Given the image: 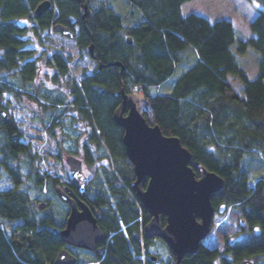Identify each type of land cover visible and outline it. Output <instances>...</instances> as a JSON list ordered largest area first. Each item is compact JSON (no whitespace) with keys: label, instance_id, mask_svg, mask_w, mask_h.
I'll list each match as a JSON object with an SVG mask.
<instances>
[{"label":"trees","instance_id":"obj_1","mask_svg":"<svg viewBox=\"0 0 264 264\" xmlns=\"http://www.w3.org/2000/svg\"><path fill=\"white\" fill-rule=\"evenodd\" d=\"M42 1L0 0V96L9 92L21 102L26 95L42 104L44 111L56 109L57 103H40L41 96L28 91L41 74V60L33 57L35 49L27 45V31L40 37L61 23L75 32L81 54L91 57L93 44L91 58L97 65L81 82L82 89L72 86L73 104L92 126L90 139L95 138L99 146L105 142L126 167L121 179L116 173L106 178L117 208L111 210L103 196L98 198V221L106 238L95 252L93 264H142L141 249L152 243L144 234L151 216L131 195L136 176L126 155L124 129L114 120L116 109L123 107V92L135 95L136 88L143 103L138 108L147 122L158 124L166 135L177 136L190 150L196 177L205 167L224 179L221 190L212 197L215 211L223 213L237 206L242 213L240 227L245 238L226 239L222 252L201 243L198 252L184 255L180 264H239L244 259L263 258L264 176L252 183L244 163L248 156H257L264 163V9L259 8L250 24L254 37L237 41L236 28L228 19L211 22L196 13L183 15L182 5L191 0H127L130 24L105 0H51V7L37 17L34 11ZM260 1L264 7V0ZM21 20L33 24L21 25ZM235 43L240 54L249 48L260 54L257 78L249 79L238 66L232 49ZM187 50L195 54L194 66L171 93H152L153 87L163 84L185 61ZM48 62L55 67L56 78L69 74L68 58L60 52H54ZM11 71L17 74L19 86L4 79L3 73ZM230 75L242 81L243 94L228 81ZM57 122L53 118L45 123L52 136ZM22 137L16 122L6 124L0 116V167L17 185L0 190V216L17 222L8 232L0 225V264H54L57 253L68 248L55 232L64 228L67 215H59L46 203L45 215L39 216L35 200L19 185L24 178L39 190L47 186L55 190L62 183L40 173V157ZM84 149L89 159L87 144ZM162 221L166 223L164 215ZM160 241L172 254L171 264H176L175 254Z\"/></svg>","mask_w":264,"mask_h":264},{"label":"rangeland","instance_id":"obj_2","mask_svg":"<svg viewBox=\"0 0 264 264\" xmlns=\"http://www.w3.org/2000/svg\"><path fill=\"white\" fill-rule=\"evenodd\" d=\"M99 1V0H97ZM110 6L119 12L125 18V23L130 24L128 18L130 6L127 0H105ZM259 8H263L260 0H196L191 6L184 8V14L196 13L205 16L211 21L228 19L232 21L236 28L237 41H247L254 37L250 29V24L259 13ZM190 12V13H189ZM27 21V23H25ZM22 24H33L29 20H21ZM78 31V28H77ZM28 40V46L35 49L34 58L41 60V74L35 84L28 87L31 93L37 92L41 96L40 103L47 105H56L54 112L44 111L36 100L30 99L26 95L22 101H18L9 92H4L0 105L6 109L23 132L21 141L30 144L34 153L40 158L38 160V169L40 173L50 175L59 180L62 185L70 182V170L65 162L69 154L78 156L84 163V169L90 177V193H109L106 178L113 177L114 173L121 177V171H124L125 163L119 157H114L110 148L102 142L99 146L92 136V126L89 120L74 107L71 88L77 84L80 89L81 82L86 76L92 74L97 63L88 54H81L77 39L68 38L56 30H46L39 37L34 31L29 30L24 36ZM233 52L236 56V62L242 68L249 79L253 80L259 75L260 54L253 48H249L244 54L237 52V43L233 46ZM60 52L65 58H68L69 74L67 76L56 78V69L49 64V58L54 52ZM1 54V52H0ZM196 62L195 54L191 50L185 53V61L177 65L173 75L169 77L160 86L152 88L154 94L171 93L178 80L192 67ZM4 79L14 81L18 86L17 74L14 71L4 72ZM228 81L236 88L240 94L244 93V86L239 78L232 75L228 76ZM135 97L138 106L141 107V91L135 89ZM53 114L57 116L54 117ZM57 119L55 126V136L45 129V123ZM98 134V128L95 130ZM1 141V140H0ZM90 148V158L85 154L84 146ZM22 159V158H21ZM257 159V161H255ZM245 168L248 171L251 182L256 178L264 176V163L258 160L256 156H248L245 159ZM17 186L10 178L4 168L0 167V190L10 189ZM19 188L29 192L35 200L36 208L39 203H48L59 215H67L68 205L64 203L52 187L47 186L42 190L33 186L31 180L24 178ZM46 199V200H44ZM38 215H45L44 209H38ZM221 211H224L221 208ZM242 213L237 206H230L223 213L216 212L213 218V227L208 236L203 240V244L211 249L224 251L226 239L242 240L247 234L241 232L240 217ZM16 221H8L0 216V225L10 231L16 224ZM81 257L78 264H93L95 255L92 252L78 249L76 250ZM154 256V258H152ZM142 264H171L172 254L168 248L159 240L154 239L150 247L141 249L139 257ZM255 264H264L263 258H252Z\"/></svg>","mask_w":264,"mask_h":264},{"label":"water","instance_id":"obj_3","mask_svg":"<svg viewBox=\"0 0 264 264\" xmlns=\"http://www.w3.org/2000/svg\"><path fill=\"white\" fill-rule=\"evenodd\" d=\"M51 5V0L42 1L34 15L41 16ZM84 7L87 15V5ZM55 30L68 38L76 37L75 32L64 24H56ZM128 41L131 43V38ZM89 50L94 57L93 44ZM1 99L0 96V102ZM123 99L124 107L129 106L128 112L125 114L117 109L114 120L124 129L123 143L136 175L133 189L152 215L145 226V235L161 238L175 254L176 264H180L184 255L198 252L200 244L212 230L216 213L212 197L221 190L224 179L205 167L200 177H196L190 166L192 153L181 140L164 134L158 124H149L138 109L137 102L131 96L127 98L124 92ZM0 116L4 123H14L6 109H0ZM65 162L77 190L85 195L87 177L82 160L69 154ZM55 193L71 206L64 228L55 229L57 235L66 245L95 250L96 244L103 242L106 236L89 206L80 202L81 209H78L71 196L73 191L68 187L58 186ZM45 207L46 203L38 205L39 209ZM162 215L166 217L165 226H162ZM54 264H77V257L63 248L57 253ZM239 264H254V261L244 259Z\"/></svg>","mask_w":264,"mask_h":264},{"label":"flooded vegetation","instance_id":"obj_4","mask_svg":"<svg viewBox=\"0 0 264 264\" xmlns=\"http://www.w3.org/2000/svg\"><path fill=\"white\" fill-rule=\"evenodd\" d=\"M1 108V107H0ZM126 151V150H125ZM78 157V156H77ZM83 162V161H82ZM133 171H134V166H133ZM83 172H84V174L86 175V177H87V186H86V193H85V195H82L81 193H79V191L77 190V187H76V185L74 184V182L72 181V175H71V172H70V182L69 183H67V184H64V185H60L61 187H63V188H66V187H68L70 190H72L73 191V193H71V196H72V198L75 200V202H76V206H77V208L78 209H81V207H80V202H85L88 206H89V208L91 209V211L93 212V214H94V216L97 218V222H98V225H99V219H98V217L100 218V214L98 213V209L99 208H97V204L99 203V201H100V199H98V198H102V196L105 198V200L106 201H108V203H109V208L112 210V209H116L117 208V203H116V201H115V196L112 194V193H103V194H101V193H90V191H89V184H90V177H89V175L86 173V171H85V169H84V163H83ZM134 174H135V172H134ZM136 176V175H135ZM131 195H132V197L133 198H136V202L139 204V202L141 203V205H142V202H141V200H140V198L137 196V193H136V191H135V193H131ZM115 202V203H114ZM66 205H68V213H67V217L69 216V214H70V212H71V206L69 205V204H67L66 203ZM102 207V206H101ZM142 207L144 208V206L142 205ZM102 209H104V210H106V208H105V206L104 207H102ZM145 209V208H144ZM97 212V213H96ZM147 212L149 213V211L147 210ZM150 214V213H149ZM105 215V214H104ZM150 216H151V218H152V215L150 214ZM163 216V215H162ZM162 216H161V222H162V226H165L166 225V223L164 224L163 223V221H162ZM102 217V216H101ZM105 217H107V216H105ZM102 219V218H101ZM143 220H144V218H143V216L142 217H140L139 218V221L142 223L143 222ZM151 220V219H150ZM149 220V221H150ZM148 221V222H149ZM122 225H124V224H122ZM100 226V225H99ZM146 226V225H145ZM145 226H144V234H145ZM100 228H101V226H100ZM102 229V228H101ZM123 229H125V228H123ZM102 231L104 232V234H105V236H106V233H105V231L102 229ZM146 236V235H145ZM147 237V236H146ZM147 238H150V239H152V243H153V240L154 239H161V238H159V237H147ZM102 242H100V243H97L96 244V249L95 250H88V249H85V248H82V247H78V246H75V245H67L68 246V250L71 252V253H73L76 257H77V264L79 263V261H81V257L79 256V254H78V252L76 251V250H78V249H81V250H85V251H89V252H92L94 255H95V252L97 251V249H99V245L101 244ZM151 243V244H152ZM150 247V246H149ZM152 258H154V256L152 257ZM253 260V259H252ZM254 261V260H253ZM254 264H255V261H254Z\"/></svg>","mask_w":264,"mask_h":264},{"label":"bare ground","instance_id":"obj_5","mask_svg":"<svg viewBox=\"0 0 264 264\" xmlns=\"http://www.w3.org/2000/svg\"><path fill=\"white\" fill-rule=\"evenodd\" d=\"M129 96H131L134 100H135V95H127V98L129 97ZM123 107H122V109H120V108H118L120 111H123L124 113H125V110L126 109H129V106H128V104L126 105V107H124V99H123ZM137 107H138V104H137ZM139 109V108H138ZM117 110V109H116ZM127 112H128V110H127ZM127 114V113H126ZM127 155V154H126ZM127 158H128V156H127ZM129 159V158H128ZM130 161V160H129ZM131 162V161H130ZM45 203V202H44Z\"/></svg>","mask_w":264,"mask_h":264},{"label":"crops","instance_id":"obj_6","mask_svg":"<svg viewBox=\"0 0 264 264\" xmlns=\"http://www.w3.org/2000/svg\"><path fill=\"white\" fill-rule=\"evenodd\" d=\"M194 1H196V0H191V1H188V2H186V3H184L183 5H182V13H183V15H188V14H184V8L185 7H187V6H191V4L194 2ZM190 13V12H189ZM192 13V12H191ZM210 20V19H209ZM211 21V20H210ZM211 22H213V21H211Z\"/></svg>","mask_w":264,"mask_h":264},{"label":"snow or ice","instance_id":"obj_7","mask_svg":"<svg viewBox=\"0 0 264 264\" xmlns=\"http://www.w3.org/2000/svg\"><path fill=\"white\" fill-rule=\"evenodd\" d=\"M25 23H27V21H25Z\"/></svg>","mask_w":264,"mask_h":264}]
</instances>
